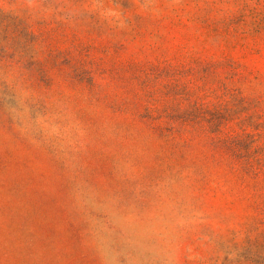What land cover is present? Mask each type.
Masks as SVG:
<instances>
[{"label": "rangeland", "instance_id": "374dc122", "mask_svg": "<svg viewBox=\"0 0 264 264\" xmlns=\"http://www.w3.org/2000/svg\"><path fill=\"white\" fill-rule=\"evenodd\" d=\"M0 264H264V0H0Z\"/></svg>", "mask_w": 264, "mask_h": 264}]
</instances>
